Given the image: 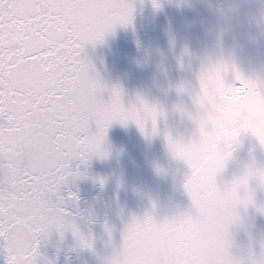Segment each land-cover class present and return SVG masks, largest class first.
I'll use <instances>...</instances> for the list:
<instances>
[{
    "label": "snow or ice",
    "instance_id": "1",
    "mask_svg": "<svg viewBox=\"0 0 264 264\" xmlns=\"http://www.w3.org/2000/svg\"><path fill=\"white\" fill-rule=\"evenodd\" d=\"M132 11L128 0H0V241L6 264H41V241L53 229L61 236L66 228L77 234V197L70 181L101 152L114 121L132 120L146 135L157 133L163 113L142 100L125 109L116 89L105 100L106 88L91 74L86 57L87 45L117 24L130 23ZM218 66L199 74L193 102L201 108L208 105ZM190 118L197 128L192 138H166L173 156L190 170L183 187L191 208L158 227L169 237L210 244L172 255L149 247L144 229L155 225L156 217L149 212L126 226L110 264H264V248L259 258L233 256L228 229L238 213L224 211L217 200L223 192L246 208L253 202L249 182L257 173L249 168L222 190L216 184L241 135L251 134L264 146V130L250 127L243 114L224 126ZM259 178L264 183V170ZM81 242L90 245L83 237Z\"/></svg>",
    "mask_w": 264,
    "mask_h": 264
},
{
    "label": "water",
    "instance_id": "2",
    "mask_svg": "<svg viewBox=\"0 0 264 264\" xmlns=\"http://www.w3.org/2000/svg\"><path fill=\"white\" fill-rule=\"evenodd\" d=\"M128 3L133 9L130 23L117 24L102 40L87 45L91 74L105 86V100L116 89L125 109L139 107L142 100L163 116L151 136L132 120L114 121L108 127L101 152L93 153L81 167V175L70 181L69 190L77 197L73 218L77 234L66 228L61 236L53 229L41 241V264H110L126 226L133 217L142 219L149 212L156 214L155 225L144 229L149 247L165 255L207 247L210 240L193 242L159 230L170 216L191 208L183 187L190 170L173 156L166 134L173 139L192 138L197 128L190 114L210 126H224L243 114L250 127L264 130V74L245 73L235 59L245 51L251 62L264 64V42L246 46L233 34L238 21L229 14L231 0ZM217 62L208 105L201 108L193 102L199 74ZM249 168L257 173L249 182L252 203L237 207L230 195L217 196L224 211L238 213L228 229L230 250L245 260L250 253L259 258L264 248V211L259 210L264 207V183L259 178L264 146L255 136L242 134L216 178L218 188L224 189ZM81 237L90 245L84 246ZM6 262L0 241V264Z\"/></svg>",
    "mask_w": 264,
    "mask_h": 264
},
{
    "label": "clouds",
    "instance_id": "3",
    "mask_svg": "<svg viewBox=\"0 0 264 264\" xmlns=\"http://www.w3.org/2000/svg\"><path fill=\"white\" fill-rule=\"evenodd\" d=\"M229 14L238 21L233 34L244 45L264 42V0H231ZM235 59L245 73L264 74V64L251 62L245 51Z\"/></svg>",
    "mask_w": 264,
    "mask_h": 264
}]
</instances>
